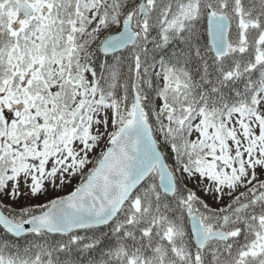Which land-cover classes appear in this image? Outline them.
Wrapping results in <instances>:
<instances>
[{
    "label": "snow or ice",
    "instance_id": "1",
    "mask_svg": "<svg viewBox=\"0 0 264 264\" xmlns=\"http://www.w3.org/2000/svg\"><path fill=\"white\" fill-rule=\"evenodd\" d=\"M0 264H264V0H0Z\"/></svg>",
    "mask_w": 264,
    "mask_h": 264
}]
</instances>
